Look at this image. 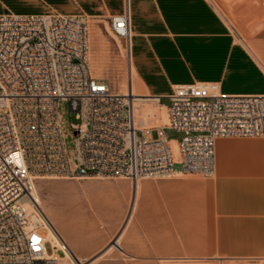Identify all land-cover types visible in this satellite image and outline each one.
<instances>
[{
    "label": "crops",
    "instance_id": "0c3cea01",
    "mask_svg": "<svg viewBox=\"0 0 264 264\" xmlns=\"http://www.w3.org/2000/svg\"><path fill=\"white\" fill-rule=\"evenodd\" d=\"M0 10L104 19L126 12L127 81L144 100L137 117L143 127L164 126L168 104L161 99L176 84L218 82L222 94L264 95V0H0ZM230 19L262 23L237 33ZM90 49L96 72L102 65L93 37ZM83 180L74 199L90 202L94 219L80 203L72 219L68 210L56 219L45 215L75 260L264 264V137L216 139L211 177Z\"/></svg>",
    "mask_w": 264,
    "mask_h": 264
},
{
    "label": "built area",
    "instance_id": "2783aa9c",
    "mask_svg": "<svg viewBox=\"0 0 264 264\" xmlns=\"http://www.w3.org/2000/svg\"><path fill=\"white\" fill-rule=\"evenodd\" d=\"M88 18L0 14V264H57L55 248L65 255L32 199L37 176L211 177L216 139L264 137V95H226L207 81L172 86L164 126H135L129 92H111L92 73ZM109 26L129 46L128 14L110 17ZM60 102L79 121L70 149ZM164 127L182 134L176 158Z\"/></svg>",
    "mask_w": 264,
    "mask_h": 264
},
{
    "label": "rangeland",
    "instance_id": "374dc122",
    "mask_svg": "<svg viewBox=\"0 0 264 264\" xmlns=\"http://www.w3.org/2000/svg\"><path fill=\"white\" fill-rule=\"evenodd\" d=\"M10 3V1L8 2ZM11 13L10 11L0 10V14ZM55 13V12H52ZM227 22L231 25L234 32L237 33L241 31V29L246 28L248 31H253L256 29L261 23L262 20H240V19H230ZM88 26H92V30L89 28V48H90V40L93 37V45L99 51L97 60L102 65L101 70H97L95 73V77L106 81L109 84V88L111 92H119L121 93V82L126 79L127 82V53H126V44L125 40L120 39L119 43L114 41V34L110 30L109 26V18H88ZM94 27V28H93ZM93 31V32H92ZM116 46L119 49V54H114L116 52ZM91 53V49H90ZM89 53V59H90ZM162 103L168 104V99L162 98ZM59 114L61 117V126L65 133V142L68 149H70L73 145V137L70 136L71 133V124L78 123L79 121L75 119L74 114L71 113L65 102L59 103ZM162 112L161 109H159ZM163 113L167 114V111L163 109ZM163 134L168 140H179L182 134L174 129L164 128ZM152 136H155V133H152ZM84 180H68L62 178H36L34 180V188L36 192V196L39 201V205L44 212L45 215L49 216L50 219L58 218L62 215V212L68 210L70 213V219H72V214L75 210L73 205L75 203H80L88 206V208L93 209V213L89 212V220L95 218L94 213L95 209L90 202H85V199H77L75 201V193L81 192V186ZM75 198V199H74ZM94 205H98V203L94 200H91ZM52 214V218H51ZM112 237V236H111ZM115 237V236H114ZM114 241V238L111 239L109 245H111ZM59 246V245H58ZM60 247V246H59ZM47 252H51V247L49 244H46ZM114 250L118 251L117 248ZM54 253L58 254L59 257H64L65 264H74L71 260H69L65 255L55 248L53 250ZM105 250L97 252L95 255L103 254ZM65 254V253H64ZM105 254V253H104ZM106 256V255H105ZM80 260V259H79ZM105 260V259H104ZM78 260H75L77 263ZM93 261V260H92ZM80 264H95L91 263L89 260H80L78 261ZM104 262V261H103ZM100 264V263H97Z\"/></svg>",
    "mask_w": 264,
    "mask_h": 264
},
{
    "label": "bare ground",
    "instance_id": "6f19581e",
    "mask_svg": "<svg viewBox=\"0 0 264 264\" xmlns=\"http://www.w3.org/2000/svg\"><path fill=\"white\" fill-rule=\"evenodd\" d=\"M89 25V24H88ZM90 30H92V26H89ZM94 28V27H93ZM93 32V31H92ZM115 36V35H114ZM117 37V36H116ZM115 41H117V39H115ZM118 43V41H117ZM121 93L122 95L127 94V91L129 92V96L131 95V99H130V104H131V109H132V114H133V120H134V124L135 126L139 127V128H151V127H143L140 124H138L137 122V117L139 116L140 113V109L142 108L144 100L142 98H140L139 96H137L133 91L131 92L130 87H129V83L128 81L126 82V86H125V80L123 82H121ZM131 92V93H130ZM166 122H167V118H166ZM160 126V125H157ZM154 127V126H152ZM172 146L171 150L173 153V156L176 158L178 156V152H177V145L176 142L172 143V145H170V147ZM43 177H48V178H53V176H37L36 178H43ZM36 192H35V188L33 187V191H32V199L38 204V198L36 196ZM38 207L41 209L40 205L38 204ZM42 211V209H41ZM43 212V211H42ZM44 214V212H43ZM45 225V227L48 230L47 233V237L51 240H53L54 242H56L64 251L65 256L71 260L74 264H80L78 261L77 263L75 262L74 257L72 256V254L69 252V250L66 248V246L63 244V242L60 240L58 234L56 233L55 229L53 228L52 224L49 222V220L46 218L45 214L41 215L40 217ZM113 245L116 248H119L118 245L116 244L115 241H113ZM57 264H65V259L64 257H57Z\"/></svg>",
    "mask_w": 264,
    "mask_h": 264
}]
</instances>
